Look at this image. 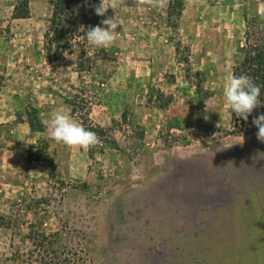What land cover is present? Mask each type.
Listing matches in <instances>:
<instances>
[{
  "label": "rangeland",
  "instance_id": "obj_1",
  "mask_svg": "<svg viewBox=\"0 0 264 264\" xmlns=\"http://www.w3.org/2000/svg\"><path fill=\"white\" fill-rule=\"evenodd\" d=\"M48 1L0 0V264H151L145 254L162 250L160 264H264V174L228 177L232 201L194 221L135 202L175 161L228 148L264 158L257 132L232 134L224 94L246 39L264 29V0H123L106 66L89 41L49 58ZM82 49L95 62L78 73ZM64 110L101 143L53 140Z\"/></svg>",
  "mask_w": 264,
  "mask_h": 264
},
{
  "label": "water",
  "instance_id": "obj_2",
  "mask_svg": "<svg viewBox=\"0 0 264 264\" xmlns=\"http://www.w3.org/2000/svg\"><path fill=\"white\" fill-rule=\"evenodd\" d=\"M218 167L224 169L220 171ZM257 174H264V158L242 148H228L204 161H175L157 181L148 184L135 202L143 210L151 207L163 213L183 211L184 218L194 221L203 206L216 208L232 201L233 182L226 183L228 177L240 180ZM164 255L162 250L145 257L151 264H160Z\"/></svg>",
  "mask_w": 264,
  "mask_h": 264
},
{
  "label": "trees",
  "instance_id": "obj_3",
  "mask_svg": "<svg viewBox=\"0 0 264 264\" xmlns=\"http://www.w3.org/2000/svg\"><path fill=\"white\" fill-rule=\"evenodd\" d=\"M93 2H95V0L48 1L50 15L47 20V29L45 30L44 38L49 58L57 57L72 44L79 45L81 42L86 43L88 41L86 32L90 27H95L98 24V17L95 14ZM27 15V13L21 15L17 14V9L15 8L13 19H25ZM258 30L257 33L251 34L250 38L246 39L247 42L243 48V57L241 61L233 67L232 73L250 76L253 81L260 86L261 91L259 99L262 106L255 109L247 120L236 116L232 109H230V117L235 128H237V131L232 134L236 135L245 132L256 133L258 129L252 124V120L258 115L264 114V29ZM96 58L99 62H104V66L109 62V57L104 48L102 56L97 55ZM94 60L95 56L91 55L90 52L83 49L79 51L76 61V72L84 73L88 71L95 62ZM99 70L100 73L105 72V70ZM103 76L104 75H102V77ZM99 85L101 87L104 86L101 82ZM38 122V119H35V122H30V125L34 127ZM85 128L96 134L101 133L94 128ZM31 149H33V147H30V150Z\"/></svg>",
  "mask_w": 264,
  "mask_h": 264
},
{
  "label": "clouds",
  "instance_id": "obj_4",
  "mask_svg": "<svg viewBox=\"0 0 264 264\" xmlns=\"http://www.w3.org/2000/svg\"><path fill=\"white\" fill-rule=\"evenodd\" d=\"M166 2L167 0H140L141 4L153 8L164 7ZM122 4L123 0H109L108 4H105L104 0H100L99 6L95 8V14L105 16L108 9H112L114 15L101 21L104 27L97 25L88 29L86 37L92 45L107 48L115 42L119 34L116 31L117 27L123 28L124 26L123 19L118 18L116 15V10ZM233 54V49L228 50L226 53L229 56ZM227 80L228 83L224 93L226 101L236 116L247 120L255 109L262 106L259 99L260 86L250 76L244 74L229 73ZM252 124L258 129L257 139L264 141V114L253 118ZM49 131L53 140L71 147L89 149L101 143L95 132L87 130L82 124L73 120L67 110L56 111L53 114Z\"/></svg>",
  "mask_w": 264,
  "mask_h": 264
},
{
  "label": "crops",
  "instance_id": "obj_5",
  "mask_svg": "<svg viewBox=\"0 0 264 264\" xmlns=\"http://www.w3.org/2000/svg\"><path fill=\"white\" fill-rule=\"evenodd\" d=\"M235 1H237V0H234V2ZM230 6V7H229ZM229 8L227 9V12L229 13V14H231L232 16H234V15H238V13H239V11L240 10H243V8L241 7V6H239V5H237V4H234V3H232V6H231V4H229ZM237 6L239 7V8H237Z\"/></svg>",
  "mask_w": 264,
  "mask_h": 264
}]
</instances>
